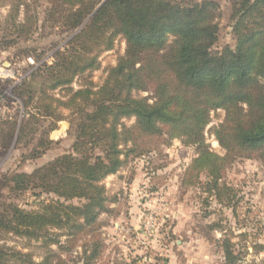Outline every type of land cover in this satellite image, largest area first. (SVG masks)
I'll use <instances>...</instances> for the list:
<instances>
[{
    "label": "trees",
    "instance_id": "1",
    "mask_svg": "<svg viewBox=\"0 0 264 264\" xmlns=\"http://www.w3.org/2000/svg\"><path fill=\"white\" fill-rule=\"evenodd\" d=\"M6 1L11 6L7 14L10 26L20 30L17 36L28 37L24 30L32 26V16L26 1L0 0V4ZM47 1L45 15L61 21L73 33L57 48L50 64L39 67L20 85L17 94L31 100L36 96L39 104L35 113L24 114L25 124L21 123L18 135L41 117L52 118V129L61 119L45 102L53 100L70 109L75 138L72 152L11 178L14 190L32 184L57 196L51 202H41L34 211L12 207L0 214L2 230L40 240L46 249L40 261L15 253L13 263L67 264L59 252L48 248L51 244L63 248L59 234L49 233L50 228L64 229L70 245L95 228L107 200L101 181L123 165L121 145L130 143L123 154L127 157L146 151L144 146L140 148L144 139L150 143L180 139L196 153L184 168V181L192 184L204 173V191L218 201L223 195L219 180L227 164L256 158L264 165V0H234V44L220 48L216 46L218 25L214 20L217 5L212 0H189L184 5L172 0ZM64 5L81 9L63 20ZM20 6L24 15L15 21ZM117 37L124 39L125 49L102 84L93 90L92 82L86 80L85 87L74 90L73 80L98 68L99 53L111 49ZM57 88L66 91L65 101L51 96ZM139 91H150L151 98L137 96ZM215 109L224 113L222 121L211 129L223 155L209 149L204 135L210 111ZM131 117V125L123 123ZM12 133L13 128L6 139H12ZM219 244L224 264H243V254L228 237ZM252 246L264 253V244ZM98 255V243L91 245L85 264Z\"/></svg>",
    "mask_w": 264,
    "mask_h": 264
},
{
    "label": "rangeland",
    "instance_id": "2",
    "mask_svg": "<svg viewBox=\"0 0 264 264\" xmlns=\"http://www.w3.org/2000/svg\"><path fill=\"white\" fill-rule=\"evenodd\" d=\"M25 1L32 16V26L24 30L26 38L17 36L20 30L10 26L9 2L0 4V68L7 74L0 79L3 98L0 104V214L11 211L12 207L34 211L41 202L57 199L53 192L33 188L32 184L24 190H14L11 178L15 173H31L57 156L72 152L75 138L70 109L53 100L45 102L61 115L55 126L51 129L52 118L41 117L38 123L32 121L24 127L22 136L18 135L21 123L25 124L24 114L35 113L39 104L36 96L31 100L28 95H18L20 85L39 67L50 64L57 48L63 47L73 33L61 21H52L45 15V9L49 8L47 0ZM172 1L184 5L189 0ZM212 1L217 5L216 46H233L234 0ZM77 9L81 7L64 5L62 19L69 18ZM23 15L24 7L20 6L15 21ZM171 40L170 36L169 42ZM124 49V39L117 37L111 49L99 53L98 68L85 78L74 79L71 87L83 88L84 81L88 80L92 82L90 88L96 90ZM50 94L53 98L67 99L66 91L61 88ZM151 94L150 91L136 92L140 97L151 98ZM223 115L221 109L211 110L204 130L209 149L219 155H223L224 150L211 129L222 121ZM133 122L132 117L123 120L126 125ZM12 128V139L8 140L6 135ZM141 146L146 151L123 157L130 143L126 147L121 145L123 165L101 181L107 200L95 228L78 237L73 245L68 242L64 229L50 228L49 233L59 234L63 248L59 250L56 244L48 248L59 252L67 264H85L91 245L96 243L98 258L88 264H224L219 240L228 237L243 254V264H264L261 262L264 253L252 246L264 244V165L258 159H236L225 166L219 180L223 195L218 201L212 193L204 191V173L192 184L184 181V168L196 156L193 147L183 145L177 138L158 143L144 139L140 141ZM45 250L40 240L0 228V264H18L11 260L15 253L28 254L37 262L45 255Z\"/></svg>",
    "mask_w": 264,
    "mask_h": 264
},
{
    "label": "built area",
    "instance_id": "3",
    "mask_svg": "<svg viewBox=\"0 0 264 264\" xmlns=\"http://www.w3.org/2000/svg\"><path fill=\"white\" fill-rule=\"evenodd\" d=\"M6 76H7V74H5V73H4V70H3L2 68H0V79H1V78H5ZM2 100H3V98H2V93L0 92V104L2 103ZM0 114H2V113H0ZM1 116H2V115H1ZM1 116H0V117H1ZM149 218L152 219V214H150ZM148 225H150V224H148Z\"/></svg>",
    "mask_w": 264,
    "mask_h": 264
}]
</instances>
